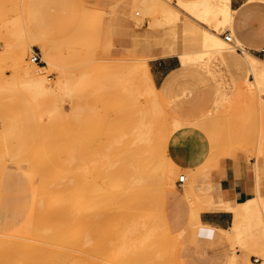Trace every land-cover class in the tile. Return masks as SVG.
Returning a JSON list of instances; mask_svg holds the SVG:
<instances>
[{
  "label": "rangeland",
  "instance_id": "rangeland-1",
  "mask_svg": "<svg viewBox=\"0 0 264 264\" xmlns=\"http://www.w3.org/2000/svg\"><path fill=\"white\" fill-rule=\"evenodd\" d=\"M20 1H0V242L16 239L11 228L23 224V212L41 202L50 210H67L70 224L50 222L45 229L34 228L35 238L26 243L43 241L52 250L70 251L68 257L52 251L23 264H229L233 254V264H260L264 238L259 245L248 246L247 241L252 228L264 235V85L258 82V89L253 87L247 96L237 89L254 81L255 72H264L262 56L237 40L227 44L228 56L212 50L197 63L170 56L189 71L165 90L160 88L163 80L158 81L152 94L141 62L150 56L156 59H149V65L163 59V41L179 49L175 37L186 20L175 5L180 0H162L185 17L167 21L171 24L163 23L167 18L154 7L149 10L153 15L140 11L138 0H23L21 10L14 11L18 14H9ZM30 16L31 33L51 44L50 58L35 40L24 63L46 76L51 84L46 94L33 88L31 92L13 75L15 52L21 50L14 40L19 36L7 21H20L25 35ZM206 19L204 27L210 32L233 36L232 29L219 25L217 15ZM33 52L39 64L30 61ZM199 92L205 96L195 100ZM135 127L140 131L137 138L132 134ZM130 145L152 151L145 153L143 173L153 165L158 168L156 179L149 178L147 188L140 185L133 199L128 183L117 190L108 182L130 177V167L139 166V159L128 156ZM198 151L194 166L181 163V157H195ZM224 162L250 172L251 180L238 187L235 200L224 204L233 210L227 228L234 216L231 231L244 228L238 240L191 218L192 210L211 202L213 172ZM180 175L185 182L178 187ZM85 178L100 186L78 188ZM108 191L119 193L117 208L99 202ZM149 229L150 239L143 238ZM58 236L60 240L53 241Z\"/></svg>",
  "mask_w": 264,
  "mask_h": 264
},
{
  "label": "bare ground",
  "instance_id": "bare-ground-1",
  "mask_svg": "<svg viewBox=\"0 0 264 264\" xmlns=\"http://www.w3.org/2000/svg\"><path fill=\"white\" fill-rule=\"evenodd\" d=\"M175 5L178 6V9L180 8L183 11V13L185 12L184 14L186 15V18L185 17L178 16V15H180L179 12H178V10L175 12L172 9V5H171V3L169 1H167L165 3L162 0H138V2H137V7H139L140 11H142L143 13H145L146 11L150 13L151 11H149V10L150 9H153L152 7H154V9H156V10L159 11V12L158 11H156V12H158V13L161 12V14L163 15V17L161 15L162 19L163 18L164 19L165 18L168 19V20L165 19L166 21L163 20V23L164 22L166 23L170 19H172V21H174V22L175 21H178V20L180 21V19H182V18H185L186 19L184 21V23H183V26H182L181 31L179 32V35H177L176 37L174 36L175 38H177V41L178 42L176 41L175 43L177 45H179V49L176 47V45H173L172 46V44H168V43H166V42L163 41L162 42V50H163V52H162V55L161 56L169 55L172 52H174L175 55H177V57L179 59H181L182 62H189V63H197V62L201 61V59L203 58L204 54L206 52H209V51H212V50H216V52L217 51L218 52L221 51V52H223L224 56H228L225 53L226 52V46H227L228 43L231 44V42H233V37L229 34V36L231 37L232 41L231 42H227L225 40V38H221V37L217 36L213 32H210L209 30H207V28H205L204 26L207 23L206 16H208V15H217L219 17V25H221V26H227L228 29H232L231 24H232V19H233L234 11L231 9L230 0H196V1H193V2H186L184 0H180ZM21 6L23 7V0L20 1V4L15 5L13 7V9L11 10V12L10 11H7V12L8 13L10 12L9 14H11V13L12 14H15L16 13L15 15H17L18 13L17 12H14V11H16L19 7H20L19 9L21 10V8H22ZM174 9H176V8H174ZM1 10H0V19L3 16V11H4V10L3 11H1ZM5 10H6V8H5ZM18 12H19V10H18ZM93 12H95V11H93ZM177 12H178V14H177ZM91 13H92V11H91ZM6 14L7 13L5 12L4 15H6ZM150 15H153V12L150 13ZM9 20L10 21H7V22H8V24L10 26H12V28H13V34L16 35V36H19V39H17V40L14 39L16 42H18L16 44V47H19L20 50H21L20 53L15 52V57H14L15 58V62H14V68H13L14 69V74L13 75L15 76V79H16V77H17V80L19 79L18 82L21 81L22 83H24V86L26 84L27 85L26 86L27 88L30 87L31 89L32 88L35 89L36 91H38V94H40V93L41 94L42 93H45L46 94L47 91L51 90V87H50L51 84H49V82L48 83L46 82V79H47V78L45 79L46 76L41 77V76L38 75L37 72H38V70L40 68L37 70V69L29 66L28 64H25L24 63L25 62L24 61V58L26 56V52L28 50H30V47H31L30 44H31V42H33L35 40H39L40 43H41V48H43L42 50H43L45 56H48L49 55V51H50L51 44H49L47 40H44L43 38L37 37L36 35H33L30 32V30L27 28V26H25L26 32H27V33H25L26 36L23 35L22 34V27H21L20 21H18L16 18H13V17L10 18ZM86 20H87V18H86ZM155 20L158 21V19H154V22L156 24V21ZM159 21H160V19H159ZM168 23L171 24L172 22H167V24ZM84 24L82 23L81 28L82 27L84 28V26H86V23L85 22H84ZM152 24H153V21H152V23L150 25L152 26ZM157 26H158V23H157ZM9 27H6V28L9 29ZM5 35H7V34H5ZM5 38H7V37H5ZM8 39H6V40H8ZM14 40H13V42H15ZM3 43L7 44L8 42L6 43V42L3 41ZM56 43H57V41H56ZM170 47L173 48V49H170ZM247 54H249V53H247ZM48 57H45V59L48 60L50 58V57L49 58ZM155 58L156 57H151L150 56L149 58H147L145 60H142L143 61V62H141L142 63L141 64L142 67H140V70L142 68L143 71H144V75H145V78H146L145 81H146V83L148 85V88L152 92V94H153V92L157 93V91H156L157 89L155 88V86L153 84L152 77H151V75L149 73V65H148L147 61L149 59H155ZM30 61H31V57H30ZM137 62L140 63L139 61H137ZM47 63L49 65H51L50 60H48ZM181 64H183V63H181ZM132 68H133V71H136V69H134V67H131V69ZM131 69L129 68V70H131ZM41 70H43V69H41ZM133 71H131V73H133ZM127 72H129V71H127ZM130 74H129V76H130ZM138 75L141 77V73L139 74V71H138V74L136 76L138 77ZM254 75H255V79H254V76H253L254 81L249 82L248 83V86L246 88H238L237 89V91L239 93H241L243 96L249 95L250 94L249 92H251L250 89H253V87H254V89H258V82H259L260 78L264 76V72H261V73L255 72ZM132 76L134 77V75H132ZM21 82H19V83H21ZM146 83H142V85L145 86L144 84H146ZM142 85L139 86V87H141V89L143 88ZM33 89H32L31 92H33ZM26 91L28 92L27 89H26ZM141 91H143V90H141ZM252 91H254V90H252ZM78 93H79V91H78ZM36 94H37V92L34 95H36ZM155 96H156V94H155ZM156 101H155V103H156ZM152 103H150V104H152ZM152 105L155 106V104H152ZM152 105H149V106H152ZM158 106H160V105H158ZM150 109H151V107H150ZM160 111H157L158 113L157 112L156 113L159 114ZM151 113H153V112H151ZM153 114L155 115V112ZM154 120H152V121H154ZM196 121H198V120H196ZM149 122L151 123V121H149ZM198 124H200V123H198ZM167 126H169V125H167ZM124 133L126 134L127 132H124ZM132 134H133V136L135 138H137L139 136L140 131L138 130L137 127H135L133 129ZM148 141H149V139H148ZM150 142H149V144H150ZM132 145H134V144H132ZM144 145L145 144H143V147H144ZM131 148H132V146H131ZM129 150H130V152H129V155L128 156H131L132 159L133 158L139 159V166L134 167V169H133V167H130V168H132V170H131L132 174H131L130 177H129V175L128 176L124 175V176H121V177L116 178V180H114V178L113 179H110V180H108L109 179L108 178L107 180L112 185V187L118 188L117 190H121L119 188L121 187V185H122L123 182L128 183L129 188L131 189V192H132L131 199H133V198H135V196H137L138 191L140 190V187H139L140 185H143L145 188H147L148 181H150L149 178H153L152 180H155L156 179V177L154 175V172L158 168H157V166H155L156 167L155 168L154 165H153L152 169H150L149 172L143 173V171H142V162H143V158L145 157V153L146 154L147 153L149 154L152 151L149 152V150H139L136 147L135 148H132V151H131L130 148H129ZM124 162H125V160H124ZM126 163L127 162H125L124 164L126 165ZM127 166H128V164H127ZM127 166L125 167V169L127 168ZM121 171H122V169H121ZM99 186H100V184L98 182H96L95 180H93V185H92L89 182V178L88 179L85 178L83 180L82 184L80 185V187H78V188H81V187H83V188H97ZM117 194H119V193L113 192V191H108L107 193H105V195L99 196L100 197L99 198V202L107 201L112 206H114L115 208H117L119 206V204L114 201L115 198H116L115 196ZM93 203L95 204L94 200H93ZM260 203L262 204L261 205L262 206L261 207V209H262L261 213L263 212L262 214H264V204L262 202H260ZM50 222L55 223L57 225H60V224H64L65 223L68 226L70 224V219L68 217L67 210H50V208L48 206L43 205L41 202L38 203V206L37 207L27 208L23 212V224L16 225V226H14V227L11 228L12 236L15 237L16 239L3 240V241L0 242L1 249H2V255L0 256V264H23V260H26L28 258H34V257H43V256L47 255L48 253H51L52 251L54 253H57V255L59 254V255H62L64 257H68V253L70 251V248H66L65 249L66 252H65L64 250H55V249L52 250V249H50L48 247V243H45V242L43 243V241H40L39 244H37V245H30V243H26L25 240H31L32 238H35V234L33 232V229L34 228H43V229H45L47 227V224L50 223ZM151 228H153V227H151ZM155 228H153V229H155ZM263 232H264V230H263ZM150 233L151 232H150V229H149L148 231L145 232V234L143 235V238L150 239V236H151ZM52 239H53V241H59L60 240V236L54 237ZM260 243L261 242H258L257 244L259 245ZM55 247H56V245H55ZM233 257H234V254L232 255V260H230V263L229 264H233ZM261 260L262 261H261L260 264H264V254L261 257ZM255 261H257V260H255ZM250 264H254V263H250Z\"/></svg>",
  "mask_w": 264,
  "mask_h": 264
},
{
  "label": "crops",
  "instance_id": "crops-1",
  "mask_svg": "<svg viewBox=\"0 0 264 264\" xmlns=\"http://www.w3.org/2000/svg\"><path fill=\"white\" fill-rule=\"evenodd\" d=\"M230 6L234 11L231 24L233 40H237L243 48L255 53V50L264 46V0H230ZM46 12L47 8L44 14ZM31 22H33V18L31 16L27 17V24L25 23V25L29 30ZM170 49L173 48L170 47ZM243 51L251 54L245 49H243ZM173 54L175 55V53L172 52L169 55L160 56V58L163 59H157L151 62L150 65L148 64L150 66L149 73L152 77L154 86L158 81L163 80L160 87L163 90L167 89L170 85L174 86L179 76L189 71V68L181 64L180 67L177 65L176 58L170 57L174 56ZM252 56L259 59L254 55ZM175 57H177V55H175ZM259 60L261 61V59ZM259 82L260 86L264 85V76L260 78ZM204 96V92H199L197 96H195V100ZM199 152L200 151L192 158L181 157V163L187 167L191 165L194 166L196 161L200 159L201 155ZM249 180H251L250 172L246 166H230L225 162L222 163L213 172L215 194L210 195L209 200L211 202H207L206 206L200 210H192L191 212V218L194 220L195 224L213 226L222 232L228 233L229 236L233 237L235 240H238L243 235L244 228L241 226L236 232L233 233L231 231L230 228L236 223L235 216L232 226L227 228L231 222V213L233 210L226 209L224 204L228 201L233 202L237 196L238 187L243 184V182ZM215 201L218 202V205H215ZM263 238L264 235H261L252 228L249 232V241H247V245L250 246L255 244Z\"/></svg>",
  "mask_w": 264,
  "mask_h": 264
},
{
  "label": "built area",
  "instance_id": "built-area-1",
  "mask_svg": "<svg viewBox=\"0 0 264 264\" xmlns=\"http://www.w3.org/2000/svg\"><path fill=\"white\" fill-rule=\"evenodd\" d=\"M224 38L228 42H231L232 41L231 37L229 36V33L226 34V35H224ZM255 53L261 55L262 56V59L264 60V46H262V47L258 48L257 50H255ZM31 61L34 64H39L40 63L38 53L33 52L31 54ZM184 182H185V177L183 175H180L178 177V179H177V186L180 187Z\"/></svg>",
  "mask_w": 264,
  "mask_h": 264
}]
</instances>
